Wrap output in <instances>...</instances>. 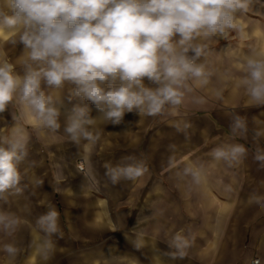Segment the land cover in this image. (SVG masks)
<instances>
[{
  "label": "clouds",
  "instance_id": "clouds-1",
  "mask_svg": "<svg viewBox=\"0 0 264 264\" xmlns=\"http://www.w3.org/2000/svg\"><path fill=\"white\" fill-rule=\"evenodd\" d=\"M253 0H0V46L15 49L23 45L16 61L0 56V114L17 105L14 124L0 134V253L16 258L21 248L17 234L24 214H31L25 202L20 210H8L10 198L19 201L29 184L39 188L42 181L27 169L37 167L29 160V137L21 121L30 117L33 126L51 134L61 133L70 143H96L99 125H120L127 113L142 118L177 117L172 127L187 135L192 128L186 102L208 103L199 94L220 79L210 65L213 44L230 41L233 34L245 35L244 20ZM239 78L235 86L243 90L248 107H264V50L250 46L239 57ZM17 66L23 74L17 72ZM148 82V84L145 83ZM151 85V86H149ZM223 88H213L217 100ZM75 101V102H74ZM89 104L100 113L91 115ZM71 105V107H68ZM63 117V124L61 118ZM230 137L209 152L213 162L232 169L248 158L250 149L236 138L247 140L251 133L252 159L264 169V121L254 120L250 128L246 116L233 111L229 116ZM174 148V145H170ZM174 156L169 157V166ZM87 168H80L87 183H95L88 155ZM26 166V167H25ZM105 176L112 185L134 182L148 171L144 159L127 155L113 165L105 162ZM179 181L190 178L200 187L207 182L202 164L190 163L177 172ZM27 181V182H26ZM230 192L231 187L225 186ZM34 194V193H33ZM264 211V194H251L245 202ZM34 223L31 247L44 264L52 258L56 239L63 238L60 213L51 204ZM164 210L154 213L162 217ZM202 237L203 234H200ZM140 251L150 247L153 264H165L155 241L143 233L128 237ZM197 234L191 229H170L164 253L170 261L189 257ZM119 256L104 258V264H119ZM244 264H264V258L248 257Z\"/></svg>",
  "mask_w": 264,
  "mask_h": 264
},
{
  "label": "crops",
  "instance_id": "crops-1",
  "mask_svg": "<svg viewBox=\"0 0 264 264\" xmlns=\"http://www.w3.org/2000/svg\"><path fill=\"white\" fill-rule=\"evenodd\" d=\"M244 27L243 37L234 33L230 41L221 39L213 44L209 63L220 79L214 78L213 84L199 93L208 103L200 106L186 102L181 107V115L187 113L192 124L187 135L172 127L177 117L140 119L127 113L120 125H99L101 136L96 143L77 146L66 140L62 129L58 134L47 133L34 127L30 117L23 118L21 123L29 137V160L38 165L27 169V174L34 173L42 184L39 188L29 184L24 197L19 201L10 198L4 205L20 213L27 202L31 214H24L17 234L20 254L12 259L0 253V264H44L34 253L31 241L35 218L48 211L47 204L60 213L64 233L63 238L54 237L56 248L47 264H104V258L112 255L119 256V264H153L152 249L138 251L128 239L139 233L156 242L165 264H244L248 257L264 258V211L245 203L253 193L264 194V169H259L252 159L251 133L247 140H235L250 149L240 166L228 169L209 156L216 144L229 139V116L233 111L246 116L250 128L254 120L264 121V107H248L243 90L235 86L241 54L252 45L264 50V0H253ZM22 52L23 45L15 49L0 46V56L13 62ZM16 70L23 74L21 67ZM216 87L224 90L222 100L212 94ZM89 107L93 117L100 114L94 105ZM19 112L13 104L0 114V134L10 130L14 124L12 115ZM261 144L264 146V141ZM84 155L90 157L95 183H87L78 168H87ZM127 155L144 159L149 171L134 182L112 185L103 165H115ZM170 156L175 157L171 167ZM190 163L204 166L207 182L203 186L192 185L187 177L177 179L176 173H182ZM225 186H230L231 191H225ZM159 209L164 210V215L154 218ZM188 226L197 234L196 246L187 259L170 261L163 255L170 251L165 243L169 230Z\"/></svg>",
  "mask_w": 264,
  "mask_h": 264
},
{
  "label": "built area",
  "instance_id": "built-area-1",
  "mask_svg": "<svg viewBox=\"0 0 264 264\" xmlns=\"http://www.w3.org/2000/svg\"><path fill=\"white\" fill-rule=\"evenodd\" d=\"M78 168L80 169V168H83V166H78Z\"/></svg>",
  "mask_w": 264,
  "mask_h": 264
}]
</instances>
